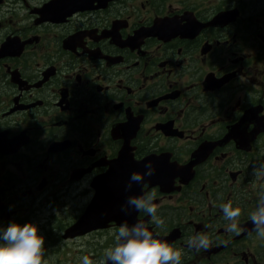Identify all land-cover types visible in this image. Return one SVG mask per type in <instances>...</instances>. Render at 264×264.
Returning a JSON list of instances; mask_svg holds the SVG:
<instances>
[{"label": "flooded vegetation", "instance_id": "flooded-vegetation-1", "mask_svg": "<svg viewBox=\"0 0 264 264\" xmlns=\"http://www.w3.org/2000/svg\"><path fill=\"white\" fill-rule=\"evenodd\" d=\"M261 160L264 0H0V226L36 224L47 264H106L120 225L66 231L97 190L149 161L155 174L130 195L154 191L165 224L123 223L147 224L182 264H264L248 219ZM197 233L207 250L187 247Z\"/></svg>", "mask_w": 264, "mask_h": 264}, {"label": "clouds", "instance_id": "clouds-1", "mask_svg": "<svg viewBox=\"0 0 264 264\" xmlns=\"http://www.w3.org/2000/svg\"><path fill=\"white\" fill-rule=\"evenodd\" d=\"M154 174L155 167L149 161L144 165L143 172L131 173L125 190L131 191L134 185H143ZM252 175L258 179L264 178V160L252 167ZM155 199L154 191L129 195L121 206V211L126 216L133 212L144 213L156 229L163 228L165 220L158 215ZM221 211L227 222L225 231L238 235L241 231V209L228 202L221 205ZM248 219L253 231L264 237V192L259 195ZM114 239L115 246L105 249L104 252L106 264H182L181 251L159 239L158 232L141 221L120 224ZM44 244V237L39 233L38 226L32 222H10L7 226H0V264H47L44 259ZM186 245L199 252L209 248L210 239L205 233H197L188 238ZM80 264H94V261L85 255L80 258Z\"/></svg>", "mask_w": 264, "mask_h": 264}, {"label": "water", "instance_id": "water-1", "mask_svg": "<svg viewBox=\"0 0 264 264\" xmlns=\"http://www.w3.org/2000/svg\"><path fill=\"white\" fill-rule=\"evenodd\" d=\"M126 150H123L121 159H119L113 169V172L119 173L123 168V158H125ZM131 172L128 170L123 173L122 181L113 179L111 183L104 189L99 190V195L94 199L92 207L88 209L85 217L81 220L84 221V228L95 226H102L106 223L116 222L118 225L123 223V212L121 206L123 205L124 196L128 197L131 191H124L123 184L128 183ZM134 188V186H133ZM78 228V227H77Z\"/></svg>", "mask_w": 264, "mask_h": 264}, {"label": "rangeland", "instance_id": "rangeland-1", "mask_svg": "<svg viewBox=\"0 0 264 264\" xmlns=\"http://www.w3.org/2000/svg\"><path fill=\"white\" fill-rule=\"evenodd\" d=\"M78 209V208H77ZM16 210H20V208H16ZM75 211V210H74ZM18 214H20V215H22L23 213L22 212H19ZM63 219H68V220H72L73 221V219H74V217H72V216H70L69 214H67V213H63ZM63 248V251L60 253V251H59V253L58 254H66V253H72V248L69 250V251H67V249L65 248V247H62ZM53 252H55L56 253V248H55V250H54V248H52V253ZM53 261H56V256L54 257V259H53Z\"/></svg>", "mask_w": 264, "mask_h": 264}]
</instances>
